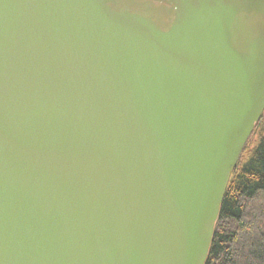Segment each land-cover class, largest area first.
<instances>
[{
    "label": "water",
    "instance_id": "1",
    "mask_svg": "<svg viewBox=\"0 0 264 264\" xmlns=\"http://www.w3.org/2000/svg\"><path fill=\"white\" fill-rule=\"evenodd\" d=\"M264 112V0H0V264H204Z\"/></svg>",
    "mask_w": 264,
    "mask_h": 264
},
{
    "label": "trees",
    "instance_id": "2",
    "mask_svg": "<svg viewBox=\"0 0 264 264\" xmlns=\"http://www.w3.org/2000/svg\"><path fill=\"white\" fill-rule=\"evenodd\" d=\"M204 264H264V112L232 173Z\"/></svg>",
    "mask_w": 264,
    "mask_h": 264
}]
</instances>
